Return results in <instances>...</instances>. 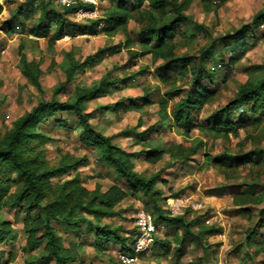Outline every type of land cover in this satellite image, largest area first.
<instances>
[{
	"label": "rangeland",
	"instance_id": "374dc122",
	"mask_svg": "<svg viewBox=\"0 0 264 264\" xmlns=\"http://www.w3.org/2000/svg\"><path fill=\"white\" fill-rule=\"evenodd\" d=\"M97 1L98 19L87 20L72 14L61 16L62 9L55 0H0V145L13 124L38 103L65 101L74 91L90 90L101 80L115 82L107 96L85 102L86 111L92 113L90 125L111 144L134 155L130 160L136 174L146 179L158 175L160 180L147 196L128 194L108 216L81 210L80 217L86 222L75 229L51 223L63 247L75 257L70 264H120V246L95 237L96 227L115 230L120 237L128 238L130 245L138 211L149 212L155 219L160 216L176 221L157 220L156 243L137 264H264V162L248 159L245 165L236 167L249 154L264 150V113L256 121L249 114V106L243 105L246 123L237 126L235 132L199 130L224 122L220 112L239 88L264 73V0H176L184 5L187 22L177 27L173 53L192 59L188 69L202 65L201 86L215 94L210 104L190 114L189 124H175L173 118L187 97L193 75L175 68L160 72L163 61L141 54L140 43L147 39L139 34L140 25L129 21L128 36L109 30L104 18L118 0ZM148 8V4L143 6ZM58 22L67 34L59 40ZM244 26L249 30L240 37L241 44L235 45L231 35ZM34 28H39L44 37H30L29 31ZM128 41L132 43L129 50L125 49ZM20 53L38 66L40 91L21 75ZM70 61L87 64L54 97L65 80L62 64ZM118 102V112L101 109ZM236 117L237 113L231 111L229 122ZM59 119L64 121V128L56 123ZM35 131L44 142L32 143L30 148L40 152L47 168L83 161L54 178L52 187L77 177L89 192L95 188L105 192L116 186L128 193L125 182L99 160L98 152L80 144L73 115L45 120ZM197 143L203 146L196 156L181 158V148ZM155 153H161L160 160L148 163V155ZM206 157L219 166L206 161ZM10 180L7 194L19 186L18 178L11 176ZM54 198L47 194L41 207ZM167 198H192L203 209L167 217L163 211ZM31 217H42V213L36 211ZM24 219L20 209H0V225L8 223L11 232V238L0 245V264H25L40 255L43 245L33 253L25 248ZM187 225L191 236L184 235ZM158 242L170 245V256L164 255Z\"/></svg>",
	"mask_w": 264,
	"mask_h": 264
},
{
	"label": "trees",
	"instance_id": "16d2710c",
	"mask_svg": "<svg viewBox=\"0 0 264 264\" xmlns=\"http://www.w3.org/2000/svg\"><path fill=\"white\" fill-rule=\"evenodd\" d=\"M145 4H148V9H143ZM167 8L170 11H167ZM61 9V16H67L74 13L77 7ZM50 11L52 12V10ZM2 12L3 8L0 4V15ZM183 12L184 5H178L176 0H118L117 5L112 7L104 18L111 32L121 33L124 36L129 35V21L140 25L139 34L147 39L140 43L141 54H150L154 59L163 61V65L159 69L160 72H167L170 68H175L193 75L191 76L193 81L187 91V97L179 106L173 118L175 124L182 122L187 124L190 114L200 111L203 106L210 104L215 96L214 93L206 91L201 86L204 81V69L202 65L198 66L197 69H188L187 65L192 59L183 56L177 57L173 53L175 49L174 36L177 32V27L187 22V17L183 15ZM45 15L44 13L39 18L42 19ZM97 25L95 24V26ZM56 27L61 30L60 35L56 37L58 40L67 35L63 33L64 26L62 22H58ZM248 30V26H244L231 35L233 43L239 46L243 39L240 37H243ZM43 34L39 28L29 31L30 37L43 38ZM131 46L132 43L128 41L125 49L129 50ZM69 55L66 54L65 56L68 57ZM19 58L21 75L28 79L36 90L40 91V71L38 66L33 62H28L21 53ZM86 64L87 61L80 64L75 61L62 64L61 69L65 80L54 91V97L62 93V87L65 84L71 83L74 73L78 69L85 67ZM115 85V82L107 83L101 80L90 90L74 91L73 97L65 101L52 99L48 102L38 103L13 124L12 129L6 136L5 142L0 145V209H20L25 215L24 231L27 252L33 253L43 245L40 255L33 261H26L25 264H38L48 260H52L54 264L73 263L75 257L70 255L69 249L63 247L62 241L56 235L51 223L66 224L71 229H75L79 224L86 222L83 217H80L81 210L87 214L108 216L111 214L113 208L123 201L128 194L131 196H147L152 193L154 187L160 181L158 175H153L146 179L136 174L133 171V165L130 160L134 155L128 154L111 144L108 137L94 131L90 125L92 113L86 111L85 102L96 99L98 96H107L110 88ZM133 104L131 101V105ZM243 105L249 106V114L254 120H260L264 113V73L254 81L246 83V85L239 88L234 98L220 112V114L225 116L224 122H215L212 127L204 125L199 130H206L208 132H219L220 130L235 132L237 126L246 123L244 121L245 115L241 112ZM120 108L121 105L118 102L111 107L106 106L101 109L104 112H118ZM233 110L237 113V117L231 123L229 122V116ZM58 115H73L75 117L77 128L80 131V144L86 149L98 152L99 160L113 169L117 177L125 182L129 188L128 193L116 186H112L105 192H101L99 188L98 191L95 188L92 192H89L80 185L77 177H73L60 186L52 187L51 181L54 178L62 177L70 170L79 167L83 162L75 161L71 164L66 163L55 168H47L45 162L41 159L40 152L34 153V148L31 151L30 146L32 143L44 142V138L35 131L36 127L45 120L54 119ZM160 122L165 123V120L161 119ZM56 123L59 127H65L64 121L60 119ZM186 128L189 129L187 125ZM202 146L201 143H197L194 147L188 149L181 148V158L196 156ZM160 156L161 153L151 154L148 155L146 160L150 164H155L160 160ZM245 159L246 161L236 163V167L245 165L248 159H250V162L257 160L258 162H264V150L249 154ZM206 161H212V163L217 165L216 161L211 160L209 157H206ZM11 176L19 179V186L11 194H7ZM47 194H51L55 198L41 207V203ZM153 196L151 195L150 198ZM36 211H40L42 217L33 219L31 214ZM156 213H159L158 209H156ZM157 220H163L168 223L176 221V219H162L159 216L156 219L154 218L155 224ZM188 227L189 225L184 230L185 236H191L187 232ZM94 235L98 239L105 240L106 242L112 241L119 245L121 253L132 254L134 230L132 231V239L130 238V245L127 244L128 238H122L115 230L105 227H96ZM10 238V226L8 223H3L0 225V245L7 242ZM157 244L166 257L170 256L171 249L168 243L158 242Z\"/></svg>",
	"mask_w": 264,
	"mask_h": 264
},
{
	"label": "built area",
	"instance_id": "2783aa9c",
	"mask_svg": "<svg viewBox=\"0 0 264 264\" xmlns=\"http://www.w3.org/2000/svg\"><path fill=\"white\" fill-rule=\"evenodd\" d=\"M61 8L77 7L72 13L73 17L95 20L98 19V1L97 0H55ZM163 211L167 217H182L186 213H197L203 209L201 203L192 198L179 199L167 198L164 201ZM133 244L132 254L119 253L117 256L120 264H137L139 258L151 250L155 242L157 226L154 217L146 211H138L133 219Z\"/></svg>",
	"mask_w": 264,
	"mask_h": 264
}]
</instances>
